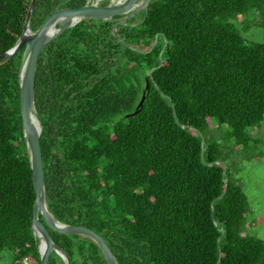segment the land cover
I'll list each match as a JSON object with an SVG mask.
<instances>
[{
	"label": "trees",
	"instance_id": "trees-1",
	"mask_svg": "<svg viewBox=\"0 0 264 264\" xmlns=\"http://www.w3.org/2000/svg\"><path fill=\"white\" fill-rule=\"evenodd\" d=\"M87 1L36 0L30 27ZM30 5L0 0V55L22 35ZM251 11L264 12V0H152L138 21L112 29L84 19L42 50L35 90L48 207L102 235L118 264H264V239L242 230L248 196L217 134L225 126L247 148L264 120V40L248 41L233 22ZM22 52L0 63V251L12 264H42ZM50 232L71 264H107L91 238ZM49 264L65 262L52 251Z\"/></svg>",
	"mask_w": 264,
	"mask_h": 264
},
{
	"label": "water",
	"instance_id": "water-1",
	"mask_svg": "<svg viewBox=\"0 0 264 264\" xmlns=\"http://www.w3.org/2000/svg\"><path fill=\"white\" fill-rule=\"evenodd\" d=\"M35 1L36 0H31L22 35L13 47L0 55V63L11 59L23 48L19 73L21 82L20 106L23 119V131L33 170V183L36 192V199L33 207V229L35 235L40 240L39 251L41 263L49 264L50 254L52 251H56L65 264H71L68 254L54 241L50 232V229H52L63 234H79L91 238L102 250L107 264H118L115 254L102 235L87 226L60 221L53 215L48 207L44 163L40 142L42 124L36 107V67L39 56L46 44L50 40L61 35L66 29L76 25L84 19L114 21L112 28L114 29L117 25L125 23L138 11L148 9L152 0H110L107 4L99 3L100 0H88L87 3L81 7L57 8L37 30H32L30 21ZM148 87L149 83L147 82V88ZM144 100L145 94L142 96L133 113L139 111ZM133 113H129L128 116ZM33 117L37 120L38 126L33 122ZM200 135L202 136V140H204L202 132ZM220 162L222 161H218V163ZM226 172L227 165L225 164L223 170L224 175ZM227 186L228 183L226 182L225 192ZM225 192L220 197L224 196ZM40 214L45 223L41 220ZM42 244L43 249H41Z\"/></svg>",
	"mask_w": 264,
	"mask_h": 264
},
{
	"label": "rangeland",
	"instance_id": "rangeland-1",
	"mask_svg": "<svg viewBox=\"0 0 264 264\" xmlns=\"http://www.w3.org/2000/svg\"><path fill=\"white\" fill-rule=\"evenodd\" d=\"M102 1L100 0L99 3ZM141 16V13H137L136 20H140ZM233 22L248 41L264 40L263 11L261 13L251 11ZM211 131H215L214 125ZM219 131L218 140L221 142L227 162L237 172L238 181L248 196L249 211L242 230L247 235L264 239V120L252 130V135L257 141H253L247 148L236 146L234 139L225 137L229 128L224 126ZM12 263V252L7 249L0 251V264ZM26 264H36V260L32 258V261L28 260Z\"/></svg>",
	"mask_w": 264,
	"mask_h": 264
},
{
	"label": "built area",
	"instance_id": "built-area-1",
	"mask_svg": "<svg viewBox=\"0 0 264 264\" xmlns=\"http://www.w3.org/2000/svg\"><path fill=\"white\" fill-rule=\"evenodd\" d=\"M32 258L31 256H26L24 259L20 260V264H26L28 263V260L31 262L32 261Z\"/></svg>",
	"mask_w": 264,
	"mask_h": 264
},
{
	"label": "bare ground",
	"instance_id": "bare-ground-1",
	"mask_svg": "<svg viewBox=\"0 0 264 264\" xmlns=\"http://www.w3.org/2000/svg\"><path fill=\"white\" fill-rule=\"evenodd\" d=\"M33 122L38 126V122H37V120L34 117H33ZM41 249H43V244L41 245Z\"/></svg>",
	"mask_w": 264,
	"mask_h": 264
}]
</instances>
